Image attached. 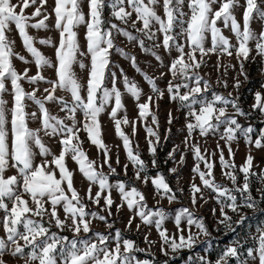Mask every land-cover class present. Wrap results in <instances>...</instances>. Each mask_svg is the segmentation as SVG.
<instances>
[{
    "label": "snow or ice",
    "instance_id": "1",
    "mask_svg": "<svg viewBox=\"0 0 264 264\" xmlns=\"http://www.w3.org/2000/svg\"><path fill=\"white\" fill-rule=\"evenodd\" d=\"M186 0H87L88 12L85 14L81 9V0H54L52 9L55 16L54 27L59 32L58 44H54L51 39H40L41 45H47L55 49V61L49 59L41 51L37 49L34 37L29 35L28 29H47L46 21L49 19L47 14L42 15V10L47 4V0H39V6L31 15L26 14L25 10L37 4V0H22L19 4H13L11 0H0V209L4 210L6 215L2 219V227L6 238L0 237V264H6L3 259L5 253L13 257H25V264H149L147 260H139L133 253L142 251L136 248L133 241L124 239L119 230L116 231L115 246L108 247L109 237L96 233L97 242L84 239L73 238L69 240L56 233H50L48 227L43 224L45 214H50L52 220L55 221L57 228H64L65 221L71 219L72 230L75 234L83 231L91 232L90 221L87 216L97 217V213H88L85 205L81 202L79 193L74 187L73 173L66 165L65 157L71 155L73 161L78 165L79 171L90 182L87 189L88 199L94 203H99L101 192L109 190L108 195L104 196V203L109 208L113 204L110 189L115 187L121 196V199L127 204L128 209L136 210L144 224H155L159 235L164 244L169 245L173 250L180 247L191 246L192 236L187 240L183 235L179 237V243L175 238L167 235V230L162 228L163 222L167 218V213L162 209L156 211H144L146 204L145 196L137 188L131 187L126 190L123 182L116 185L109 183L108 175L102 171H98L95 161L88 159L87 154L80 146L79 133L81 131L87 133L89 141L98 149L103 151V164L109 166L111 172L115 169L111 168L110 155L107 146L101 138V126L99 121L100 114L105 110V105L114 100V106L111 108L110 117L115 122V131L123 141L124 150L128 160L133 166H137L136 178L140 179V173L144 171V161L140 158L138 152H134L131 147V141L127 135L121 130L122 124H128L129 121L125 116L123 119H117V113L123 108L122 94L117 87V76L115 73H109L110 69V50L115 47L114 33L127 37L129 41L136 39L131 33L119 27L116 23L110 24L105 29V21L103 13L105 8L111 9V15L124 24L131 21L132 27L135 28L137 22L142 23V27L136 31L144 34L149 39H155L156 32L152 31L153 23L158 25L157 31L162 34V46L166 51H170L173 47L178 52L177 57L172 61L170 72L173 77L179 73L180 77L185 81L182 84H173L169 81L168 91L171 99L178 100L181 107L189 109V116L194 122H188L186 128L188 137L185 143L192 137L194 130L198 129L201 136H205L209 131L216 132L220 126L223 127L221 139L228 146L229 157L233 156L230 146L231 141L237 138V133H241L245 140L250 142V134L253 132L251 127L244 128L237 121L235 116H228L226 106L231 105L235 109L236 115H243L238 105L224 96L216 93L212 94L211 100L199 98L209 90L207 81L194 70L199 69L202 63L197 60L198 52L201 58L209 52L220 51L231 55L230 49L233 45L230 40L223 35L221 28L217 26L218 21H222L225 28H230L235 35L238 47H236L237 57L248 59L251 48L249 43L255 41V49L258 55L264 57V31L258 34L250 28V22L254 16H259L264 20V10L257 3V0H246V7L243 10V24L238 23L233 15V8L238 0H187L189 13L183 11ZM219 4L215 10L213 5ZM162 8L163 15L158 14L157 7ZM130 9V10H129ZM135 14V19H132ZM35 23H29L34 18ZM10 25H14L21 38L24 49L32 57L37 72L35 75H29V69L25 68L23 72H18L12 63V58L16 57L25 64L29 63L24 56L14 51V41L10 40L7 32ZM80 25L86 26L85 40L86 52H82L78 40V33L75 30ZM179 28L177 33L175 30ZM210 35L211 46L206 47L205 43ZM184 37L185 43H179L178 37ZM143 48V41H139ZM159 46V45H157ZM187 47L188 51H185ZM147 50V49H145ZM123 54V53H122ZM88 55L90 57V68L86 88L77 79L73 66L79 64L80 68L87 67L84 63L77 59L78 56ZM187 57V59H185ZM135 67V57H130ZM160 59L159 56L156 57ZM52 68L55 72L54 80H47L41 74L44 68ZM243 68V64H241ZM191 75H189V71ZM139 71V69H137ZM111 75V88L105 86L108 75ZM123 75V72H121ZM148 84L151 85L153 92H158L155 82L145 76ZM27 80L29 84H36L44 81L51 85L45 88L43 99L37 97V89L26 92L21 81ZM10 81L12 106L8 108V101L4 99V94L9 91L6 82ZM187 81H191L190 85ZM123 84L125 90L130 93L136 100L140 99L141 90L138 86L130 82L127 76H124ZM203 84V87H201ZM181 87L187 89L181 94ZM238 87V84H237ZM70 93L71 103L66 101L64 97L55 95L57 90ZM82 91H86V97L82 95ZM163 95V93H160ZM256 103L254 108L264 112V98L261 94L256 93ZM32 101L39 109L37 113H28L26 111V101ZM152 97L149 96L147 101L139 103V116L144 118L149 114V105ZM46 102H56L60 104L61 111L67 113L65 119L71 120V124L65 123V119L52 115L45 106ZM217 103L223 105L217 107ZM199 105V108L193 107ZM80 111L83 113L84 120L77 121L76 114ZM10 114V119H9ZM38 118L42 128L33 130L28 127V117ZM153 123H157L156 117L152 116ZM133 123V134H135V122ZM169 123H171V114ZM10 125V128H9ZM43 130L48 136H61L59 141L61 151L59 155L51 153L50 149L42 141L39 132ZM149 136H159L151 128L146 129ZM264 142V130L260 132V138L255 140V146L260 148ZM39 149L41 156L47 157L52 155V160L44 159L40 163L34 162V153L32 145ZM219 148V144L217 145ZM152 141H149V151L155 153ZM192 152L197 161L193 168L204 185L217 193V198L226 197L229 203L226 207L233 212H239L241 206L249 208L254 207V202L249 196L244 205L237 203V197L233 195V191L240 193H248L249 176L252 174L253 157L249 155L244 164L240 166L239 171L243 173V184L237 185V176L235 174L236 165L225 160L223 150H221L219 160L221 166L226 169L224 175L231 181L234 189H228L221 184L215 182L213 176V164L209 162L207 157L202 154L198 145H192ZM170 156L172 153L169 154ZM183 155L181 162H183ZM200 162L204 163L205 170H201ZM117 163L119 160L117 159ZM155 165V161H153ZM50 165H54L59 172V177L55 171L50 170ZM9 169H15L18 175H7ZM127 169V165H125ZM175 171V169H172ZM151 179L158 194L166 195L171 192V188L165 181L163 175L157 174L155 177H144L145 183ZM66 184V189L64 185ZM92 184H97L99 191L95 197L92 196ZM193 194L201 191L200 187L192 185ZM70 193V195H69ZM28 197V199H25ZM11 201V206L5 203V199ZM174 196H169V201ZM31 200L32 205H29ZM195 195H193V203H195ZM45 203H50L51 211L45 208ZM57 206H62L65 213L64 220H61L57 213ZM40 217V220H34L30 217ZM221 216L224 218L221 223L231 220L223 208H221ZM187 217V224H195L200 231L206 233L203 223L194 220L193 214L183 208L177 211L175 221L179 227L181 219ZM101 220L105 217L99 216ZM244 219L241 216L240 220ZM132 221L129 220V225ZM22 226V231L20 230ZM258 247L248 250V257L257 260L258 264H264V230L258 229ZM148 241V237H145ZM23 241V244L20 243ZM121 246L123 252H121ZM239 249L235 246L228 247L217 264H227V258L238 257Z\"/></svg>",
    "mask_w": 264,
    "mask_h": 264
},
{
    "label": "rangeland",
    "instance_id": "2",
    "mask_svg": "<svg viewBox=\"0 0 264 264\" xmlns=\"http://www.w3.org/2000/svg\"><path fill=\"white\" fill-rule=\"evenodd\" d=\"M13 4H19L22 0H11ZM147 2V0H145ZM258 6L264 10V0H257ZM39 6V0L37 4L29 7L25 10L26 14L31 15L35 10V7ZM54 7V0H47V4L42 10V15L47 14L49 19L46 21L47 29H28L29 35L33 36L37 43L35 46L39 51L42 52L46 57L55 61V49L47 45H41L38 43L40 39H51L54 44H58L59 32L54 27L55 16L52 11ZM219 7V4L213 5V9ZM246 7V0H238L236 6L232 12L238 23L243 24L242 16L243 10ZM81 9L87 14V0H81ZM130 10V9H129ZM185 13L190 14V10L187 7V0L183 7ZM157 12L163 15L162 8L157 7ZM30 20L29 23H35L37 19ZM103 19L105 21V29L110 27V24L116 23L119 27L125 29L131 33L136 39L129 41L127 37L114 33V44L115 47L110 50V69L109 73H115L117 76V87L122 94L123 108L117 113V119H123L127 117L129 123L122 124L121 130L127 135L131 141V147L134 152H138L140 158L144 161V171L140 173V179L136 178L137 166H133L128 160L127 154L124 150L122 139L117 136L115 131V122L110 117L111 108L114 106V100L110 101L109 104L105 105V110L100 114L99 121L101 126V138L104 144L107 146L110 155L111 168L115 169V172H111L109 166L103 164L104 156L103 151L93 145L87 136V133L81 131L79 133L80 140L82 141L81 147L87 154V157L91 161H95V166L98 171H102L108 175L109 183L116 185L118 182H123L126 185V190L131 187L137 188L145 196L146 204L144 211L162 209L167 213V218L163 222L162 228L167 230L169 237L175 238L176 242L179 243V237L183 235L185 239L189 236L193 237L191 246L180 247L173 250L169 245L164 244L159 232L157 231L155 224H144L140 217L136 215V210H129L127 204L121 199L119 191L113 187L110 189L111 198L113 204L109 208L104 203L103 197L108 195L109 190L101 192V198L99 203H94L93 200L88 199L86 193L89 187V181L79 171L78 165L72 160L71 155L65 157V162L70 171L73 173L74 187L79 193L81 202L85 205V210L88 213L95 212L97 217L87 216L86 219L90 221L91 232L84 233L81 231L75 234L72 230L71 219L65 221L64 228H57L55 221L51 219L50 214H45L43 217V224L48 227L50 233H56L59 236L67 237L69 240L84 239L97 242L96 233L108 236L109 242L108 247L112 248L115 246V240L112 239L115 236L117 230L121 233L124 239H129L134 242L136 248L142 251H136L133 254L139 260H147L149 264H163L162 262H156L151 257L158 258H169L179 255L182 256L181 262H175L174 264H217V261L223 255V252L230 246H235L240 249V245L244 244L246 249V255L242 256V264H258L257 260H253L248 257L247 253L249 249H255L258 247V229L264 230V216L258 222L247 220L242 226L240 232L236 231L232 235L224 237V235L231 230V227L237 223L241 216L247 213L256 211L258 202L264 206V142L262 146L257 148L255 146V140L260 138L261 130H264V112L254 108L253 105L256 103V93H260L264 98V57L257 54L255 49V41L249 43L251 52L248 59L243 57H237L236 47L238 42L235 35L231 32L230 28H225L222 21H218L217 26L221 28L223 35H225L233 48L230 49L231 55L222 53L220 51L209 52L207 55L201 58L200 54L196 53L197 60L202 59V63L199 69H195L204 81L208 82L209 90L203 93L202 97L211 100L212 94L224 96L225 98L234 101L240 108L243 115H236L235 109L228 105L226 106V113L228 116H235L237 121L242 127H251L253 132L250 134L251 141L245 140L241 133H237V138L230 143L233 156L229 157L228 146L226 142L221 139L223 134V125L220 126L216 132L209 131L205 136L199 134V130L196 129L192 133V137L188 139L187 144L185 143L186 137H188V130L186 124L188 122H194L189 116V109L181 107L178 100L171 99V94L168 91V84L171 81L173 84H182L185 81L177 73L176 77H173L170 72V66L172 61L177 57L178 52L173 47L170 51H166L162 46L163 36L157 31L158 25L153 23L152 31L156 32L155 39H149L144 34L136 31V29L142 27L141 22H137L136 27L133 28L131 21L124 24L121 21L116 20L111 15V9L105 8L103 13ZM132 19H135L133 14ZM250 28L253 32L259 33L264 31V20H261L259 16H254L250 22ZM78 33V40L80 49L82 52H86V26L80 25L75 29ZM179 32V28L175 30ZM8 38L14 41V51L24 56L29 63L25 64L16 57L12 58V63L18 72H23L25 68H28L29 75H35L37 69L34 61L30 54L24 49L21 38L19 37L18 31L14 25H10V30L6 33ZM143 41V48L140 46L139 41ZM179 43H185L184 37H178ZM159 45V46H157ZM206 47L211 46L210 35L205 43ZM147 49V50H145ZM185 51L188 49L185 47ZM123 53V54H122ZM160 59L157 60L156 57ZM130 57H135L136 64L133 66ZM77 59L84 63L87 67L80 68L79 64L73 66V71L76 74L77 79L86 88V82L88 78V71L90 68V57L88 55L78 56ZM187 59V57H185ZM243 64V68H241ZM139 69V71H137ZM189 71V75L191 72ZM123 72V75H121ZM47 80L55 79V72L52 68H44L41 72ZM124 76H127L130 82L135 83L141 90V96L139 100H136L130 93H128L123 84ZM145 76L151 78L159 90L153 92L151 85L148 84ZM192 85L191 81H187ZM9 91L4 94V99L8 101V108L12 106V95L10 88V81L6 82ZM21 84L26 92L32 91L34 88L37 89V97L43 99L46 93L45 88H50L51 85L44 81L37 82L36 84H29L27 80L21 81ZM238 84V87H237ZM105 86L111 88V75L109 74L105 81ZM194 86V85H192ZM203 87V84H201ZM187 89L181 87L180 92L183 94ZM163 93V95H160ZM55 95L57 97H64L66 101L71 103L70 93L62 90H57ZM82 95L86 97V91H82ZM151 96L152 101L149 105V114L144 118L139 116V103H144L147 98ZM45 106L49 112L58 116L61 119H65L67 113L61 111V105L56 102H46ZM217 107L223 105L217 103ZM193 107L199 108V105ZM26 111L28 113H37L39 116V109L32 101H26ZM171 114V123H169ZM152 116L156 117L157 123H153ZM10 119V114H9ZM77 121L82 122L84 120L83 113L78 111L76 114ZM135 122V134H133V123ZM28 127L36 130L41 129L42 125L38 118L28 117ZM65 123L71 124L72 121L65 119ZM10 128V125H9ZM151 128L159 136V141L156 137L149 136L146 129ZM39 135L45 145L50 149L54 155H59L61 151V145L59 143L61 136H48L45 135L44 131L41 130ZM152 141L153 147H155V153L149 151V141ZM219 144V148L217 145ZM192 145H198L202 154H204L209 162L213 164V176L215 182L221 184L228 189H234L231 181L224 175L226 169H224L219 160L221 150L225 160L229 163L236 165L235 174L237 176V185L243 184V173L239 171L241 165L244 164L246 158L251 155L253 157V164L251 169V175L249 176V191L248 193H240L233 191V195L237 197V203L244 205L247 197L252 198L254 207L249 208L241 206L239 212H233L231 209L226 207L229 203L226 197L217 198V193L212 191L210 188L204 187L201 183L199 176L193 172V168L196 166L197 161L194 158L192 152ZM32 150L34 153V162L40 163L44 159L49 161L52 160V155L47 157L39 154V149L33 144ZM172 153L170 156L169 154ZM184 159L181 162V156ZM117 159L119 163H117ZM155 161V165L153 164ZM127 165V169H125ZM201 170H205L204 163L200 162ZM175 169V171H172ZM50 170L56 172L59 177V172L55 169L54 165H50ZM157 174L163 175L165 181L171 188V192L166 195L158 194L151 184V179L147 183L144 181V177L149 178L155 177ZM7 175H18L15 169H9ZM195 184L200 187L201 191L193 194L192 185ZM66 189V184L64 185ZM97 184H92V196L95 197L97 191H99ZM70 195V193H69ZM193 195H195V203H193ZM174 196L175 198L169 201L168 197ZM28 199V197H25ZM5 203L11 206V201L7 198ZM257 203V204H256ZM29 205H32L29 200ZM45 208L51 211L50 203H45ZM187 208L192 214L194 220L204 224L206 233L200 231L195 224L188 225L187 217L181 219L179 227L176 225L175 216L177 211L180 209ZM221 208L227 213L231 220L225 223H221L224 219L221 216ZM57 213L61 220H64L65 213L62 206H57ZM6 215L4 210L0 209V237L6 238L2 227V219ZM99 216L105 217L104 220L99 219ZM34 220H40V217H30ZM129 220L132 221L129 225ZM22 231V226H20ZM148 237V241L145 237ZM214 238L220 239L218 241L219 250L217 255L213 254L214 245L216 241ZM23 244V241H20ZM25 250V257L28 251ZM121 252L123 247L121 246ZM149 255V256H147ZM25 257H13L8 253H5L3 259L6 264H25ZM231 257L227 258V264H231ZM38 264V262H33ZM223 264V262H221Z\"/></svg>",
    "mask_w": 264,
    "mask_h": 264
},
{
    "label": "trees",
    "instance_id": "3",
    "mask_svg": "<svg viewBox=\"0 0 264 264\" xmlns=\"http://www.w3.org/2000/svg\"><path fill=\"white\" fill-rule=\"evenodd\" d=\"M257 204V203H256ZM264 216V206L262 203H260V201L258 202V205L256 206V211L252 212V213H247L245 214L243 217L244 219L241 221L239 220L237 223L234 224V226L231 227V230H229L224 237L230 236L232 235L234 232L238 231L240 232L242 230V226L244 224V222H247V220H251L253 222H258L261 218H263ZM214 240L216 241V244L214 245V248L216 250L213 249V254L216 256L217 255V251L219 250V244L218 241H220V239L214 238ZM182 253H179V255L177 256H172L169 258H158V257H151L153 259L156 260V262H162L163 264H174L175 262H181L182 261V256H180ZM246 255V249L244 248V244L240 245V249H239V255L238 257H231V264H242L241 258L242 256ZM149 256V255H147Z\"/></svg>",
    "mask_w": 264,
    "mask_h": 264
}]
</instances>
